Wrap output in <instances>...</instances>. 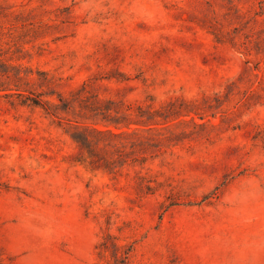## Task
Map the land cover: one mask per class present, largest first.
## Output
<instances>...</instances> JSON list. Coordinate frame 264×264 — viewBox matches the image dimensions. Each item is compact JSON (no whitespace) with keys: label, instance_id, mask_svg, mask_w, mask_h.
Masks as SVG:
<instances>
[{"label":"rangeland","instance_id":"obj_1","mask_svg":"<svg viewBox=\"0 0 264 264\" xmlns=\"http://www.w3.org/2000/svg\"><path fill=\"white\" fill-rule=\"evenodd\" d=\"M263 4L0 0V42L65 96L86 83L157 104L225 94L207 112L215 127L188 125L178 144L119 175L74 160L66 119L1 95L0 264H116L106 233L133 245L126 264H264V14L250 20ZM238 11L248 26L235 47L210 25ZM139 171L154 193L139 190Z\"/></svg>","mask_w":264,"mask_h":264},{"label":"trees","instance_id":"obj_2","mask_svg":"<svg viewBox=\"0 0 264 264\" xmlns=\"http://www.w3.org/2000/svg\"><path fill=\"white\" fill-rule=\"evenodd\" d=\"M262 6L264 10V4ZM263 14L264 11L255 12L250 17L252 24L261 22ZM226 15L225 23L214 17L215 22L210 25L213 33L235 47L242 45L243 27L248 26L245 14L238 11L227 12ZM258 38L259 35L256 42L260 41ZM14 54V50L0 42V66L3 67L0 69V96L18 94L22 96L21 104L40 106L60 122L66 119L79 145V150L73 154L74 160L92 171L102 169L119 175L125 165H144L150 158L160 156L178 144L191 133L188 125L215 127L217 124L208 119L209 115L215 116V113L207 112L215 105L213 97L220 100L225 96L217 92L215 96L204 95L198 99L175 97L157 104L153 96L143 101L102 97L88 90L86 83L69 97L58 90L57 80L48 71L39 69L38 76L31 73V69L23 73L25 65L17 61L22 56L16 57ZM45 94H57L60 102L48 95L45 97ZM74 99L80 103L79 110L72 102ZM152 182V179L138 172L137 187L141 192L154 193L157 185ZM111 237V233H106L102 248L109 250L108 242H113L118 259L116 264H126L124 260L129 257L133 245H120Z\"/></svg>","mask_w":264,"mask_h":264}]
</instances>
